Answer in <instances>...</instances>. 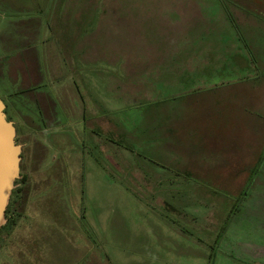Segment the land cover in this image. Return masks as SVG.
<instances>
[{
	"label": "rangeland",
	"instance_id": "374dc122",
	"mask_svg": "<svg viewBox=\"0 0 264 264\" xmlns=\"http://www.w3.org/2000/svg\"><path fill=\"white\" fill-rule=\"evenodd\" d=\"M0 14L36 28L53 77L65 76L60 87L55 80L49 86L73 110L71 120L82 127L86 105L78 83L81 91L90 89L88 122L116 121L127 132L115 137V131L77 132L78 124L70 125L69 137H58L56 159L46 154V143L37 141L35 155L28 143L5 216L4 224H15L0 231V264H264V112L233 102L228 91L259 82L242 78L234 54L249 55L254 65L252 39H264V0H0ZM260 44L263 55L264 40ZM161 55L162 62L141 63ZM75 57H84V82L73 72ZM62 60L70 68H61ZM93 70L100 79L96 96L85 83ZM194 81L201 90L185 91ZM200 99H208L215 114L201 125L204 111L190 108L198 120L192 148L244 156L233 165L245 174L214 173L215 184L197 175L192 190H168L182 211L196 216L188 222L161 206L156 189H147V179L158 176L134 172L149 166L170 173L169 179L193 178L173 175L158 160L157 138H143L149 137L146 125L155 132L158 106ZM114 104L117 110L110 111ZM98 105L101 118L93 120ZM7 111L14 115L11 106Z\"/></svg>",
	"mask_w": 264,
	"mask_h": 264
},
{
	"label": "crops",
	"instance_id": "0c3cea01",
	"mask_svg": "<svg viewBox=\"0 0 264 264\" xmlns=\"http://www.w3.org/2000/svg\"><path fill=\"white\" fill-rule=\"evenodd\" d=\"M224 11L226 14L228 13L226 7L224 8ZM228 19L232 23V28L236 29L237 26L230 14L228 15ZM0 21V95L3 97L6 105L11 106L14 111L13 118L19 127L23 128V130L28 133L30 142L37 143V141H41V143H48L50 142L49 135L55 136L58 132L60 140L65 137L68 138L70 125L73 127L76 123L78 124L76 125L78 127L77 132L80 130L79 128L87 130L92 127L91 130L93 129L92 132L94 134L97 133V130H109L112 132L115 131V137L118 135L126 138L125 136L127 132H121L118 130V128H116V121L111 123L108 122L107 124L101 122L96 123L94 121L90 124L88 122L87 110L88 108L91 109V107L87 104L85 97L90 94V92H88L90 89H88L87 92L83 90L81 91L78 83V92L86 105H83V117L81 120L83 121L82 127H79V119H76L77 122L71 120L73 110L64 108L61 105L62 103L58 96L59 90L54 91V89L49 86V80H53V82L55 80L54 84H57V86L60 87L65 76L64 74H59L55 78L53 77L51 66L47 63L46 53H42V47L38 46L36 28L31 25H25L22 27L18 22L7 19L2 14H0ZM252 23L254 25L258 24L254 21ZM241 39L242 37L240 40ZM261 40L264 39L259 36L253 37L252 39V44L255 46V50L253 49L254 55L252 57L254 59V65H252V60L249 55L239 53L234 54L237 63L242 61L240 67V70H244L242 72V78L244 80L247 79L248 81L258 79L259 82L252 81L247 84L241 82L240 84H237L235 88H229L228 90L233 96V102L242 103V105H246L247 103L252 109L260 114L262 111L264 112V81L261 79L264 78V69L261 67V62L264 63V54L260 55L259 52V47H262L261 44L259 45V41ZM156 57L144 56L141 58V63L146 61L162 62L164 60L162 55ZM98 58H100V56H98ZM150 58L156 59L149 60ZM78 60H81V64H77L79 63ZM78 60L76 57L73 58V62L76 63V68H74L75 71L73 70V72L79 73L84 82V57H80ZM98 61L100 62L99 59ZM226 62H230V60L227 59ZM64 66L70 68L68 65H64L62 60L60 67L62 68ZM253 66L257 71H252L254 70V68H252ZM158 69L160 70V66H158ZM92 73V82L85 83L87 88H93L91 92L96 96V91L100 89V79L96 77L95 70H93ZM212 77L213 75L211 74L209 79ZM108 81L109 83H112L111 80ZM209 86H213V83L209 84ZM202 87L203 85H199L194 81L191 82L190 85L187 83L184 89L187 92L193 93L200 91ZM205 93L207 94L208 92ZM174 94L179 95L180 92ZM93 102L95 104L97 102L96 99L93 98ZM201 102L202 100L200 99L199 102L194 100L193 103L192 101L183 104L179 102L178 105L175 103L174 105L158 106L156 112L155 132L153 124L150 126L146 125L144 128L146 135L149 137L144 136L143 140L145 139L149 141L150 139L152 140V138H157L160 142L159 151L157 152L158 160L163 162L166 166L168 165L169 168H173V175L184 174L186 176H192L193 178H185L183 180L177 178L169 179L166 177L168 172L165 173L159 170H154L149 166L135 168L139 170H135L134 172L135 174L140 173L146 176H158L156 181H153L152 178L147 179V189L153 191L156 189L161 195L159 196L161 206L167 208L171 212L177 213V215L183 216L184 221L186 220L188 222L197 220L196 216L187 211H182V208L173 201L176 194H167L168 190H171L172 192L176 191L178 194H180L178 191L184 190L185 192L186 190H192L190 188L198 183L197 180H194L197 175H203L204 179L212 180V182H214L215 179L211 178L214 173L219 176H228L230 174L239 173L240 170L242 174H245L243 167L239 169V167H234L233 165V160H236L235 163H238V159L243 158L244 156L236 155L234 152H225L223 154L214 149L195 151L192 148L191 144L198 141L195 135L198 120L195 116L196 113L191 109L200 108L202 112L204 111L201 118L202 122L200 121L202 123L201 125L205 124V122L210 120L215 114L213 108L211 112H209V107H211V105L208 99L205 100L204 104ZM99 107V105L98 107H94V112L96 108V116H93V120L101 118V112L97 111ZM107 108L110 109V111L117 110L115 104L114 106H108ZM223 108L224 106H221L219 111ZM183 119H191V122L189 125H186L182 121ZM116 129L120 132L116 131ZM181 129L184 130L185 135L181 134ZM190 131H194V134H191ZM34 136H37L36 138L38 140L33 138ZM171 154H173V156ZM171 158L173 160H171ZM193 158L201 160L200 167L194 165L195 162L193 161ZM217 161L225 162V165L221 170L213 166ZM197 178L201 179L200 177ZM193 180L194 182L191 183ZM150 184H154V186L152 187ZM213 184H215V182Z\"/></svg>",
	"mask_w": 264,
	"mask_h": 264
},
{
	"label": "water",
	"instance_id": "95a60500",
	"mask_svg": "<svg viewBox=\"0 0 264 264\" xmlns=\"http://www.w3.org/2000/svg\"><path fill=\"white\" fill-rule=\"evenodd\" d=\"M6 102L0 95V227L5 223L6 211L20 178L22 145L16 140V126L8 118Z\"/></svg>",
	"mask_w": 264,
	"mask_h": 264
},
{
	"label": "flooded vegetation",
	"instance_id": "af4514ba",
	"mask_svg": "<svg viewBox=\"0 0 264 264\" xmlns=\"http://www.w3.org/2000/svg\"><path fill=\"white\" fill-rule=\"evenodd\" d=\"M6 112H7V115H8V118L9 119H12L15 123V126H16V140L18 143H20L22 145V159H21V163H20V166H21V170H20V173L22 172V163H23V160L25 158V155H24V150H25V147L28 145V143L30 142L29 140V135L28 133H26L23 128L19 127V125L17 124V122L15 121V119L13 118V115L8 113L7 111V107H6ZM49 125V124H48ZM55 134V133H54ZM49 139H50V142L46 143V149H47V155L50 154V158L52 159H56L57 158V155L59 154L58 152H56L57 150V143H58V137H59V132L57 134L54 135H49ZM19 137H21V140L19 139ZM38 143V142H37ZM37 143H34L33 142V146H32V149H31V155H35L36 153H38V150L36 149V146H37ZM61 150V149H60ZM58 151V150H57ZM57 154V155H56ZM63 154V153H62ZM63 158V157H62ZM21 176H23V174H21ZM20 176V177H21ZM17 181V180H16Z\"/></svg>",
	"mask_w": 264,
	"mask_h": 264
},
{
	"label": "trees",
	"instance_id": "16d2710c",
	"mask_svg": "<svg viewBox=\"0 0 264 264\" xmlns=\"http://www.w3.org/2000/svg\"><path fill=\"white\" fill-rule=\"evenodd\" d=\"M263 157H261L262 159ZM8 209V208H7ZM7 212V211H6ZM15 224V220L13 219H9L8 222L6 224H4L3 226L0 227V231L5 228V229H10L13 225Z\"/></svg>",
	"mask_w": 264,
	"mask_h": 264
}]
</instances>
